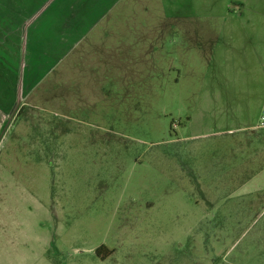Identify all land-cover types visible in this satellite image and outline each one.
Wrapping results in <instances>:
<instances>
[{
  "label": "rangeland",
  "instance_id": "1",
  "mask_svg": "<svg viewBox=\"0 0 264 264\" xmlns=\"http://www.w3.org/2000/svg\"><path fill=\"white\" fill-rule=\"evenodd\" d=\"M250 1L237 23L264 47V0ZM112 7L107 41L83 40L4 120L0 264H264V129L174 141L246 108L206 88L227 18Z\"/></svg>",
  "mask_w": 264,
  "mask_h": 264
},
{
  "label": "crops",
  "instance_id": "2",
  "mask_svg": "<svg viewBox=\"0 0 264 264\" xmlns=\"http://www.w3.org/2000/svg\"><path fill=\"white\" fill-rule=\"evenodd\" d=\"M117 1L0 0V130L7 114L19 102L27 105L49 73L59 67L67 54L79 48L83 40L88 37L92 48L107 41L108 29L99 23ZM230 1L223 0L217 11L207 0H161L163 17L174 18L175 22L211 15L227 18V27L221 26L220 34L210 46L206 88L216 89L217 95L227 98L240 97V94L249 97L242 113L235 115L232 108L229 110L232 114L225 115V107L219 105L217 112L221 115H216V120L209 123V129L206 128L208 122L204 126L201 122L193 133L174 141L183 142L212 133L262 130L256 127V122L264 110V47L247 43L248 33L246 35L237 23L246 16L242 10L251 1L233 0L236 6L229 9ZM170 27L177 32L175 25ZM240 50L248 54V60L240 58ZM223 101L228 106L229 102Z\"/></svg>",
  "mask_w": 264,
  "mask_h": 264
},
{
  "label": "built area",
  "instance_id": "3",
  "mask_svg": "<svg viewBox=\"0 0 264 264\" xmlns=\"http://www.w3.org/2000/svg\"><path fill=\"white\" fill-rule=\"evenodd\" d=\"M256 127L260 129L264 128V110H262L258 116Z\"/></svg>",
  "mask_w": 264,
  "mask_h": 264
},
{
  "label": "trees",
  "instance_id": "4",
  "mask_svg": "<svg viewBox=\"0 0 264 264\" xmlns=\"http://www.w3.org/2000/svg\"><path fill=\"white\" fill-rule=\"evenodd\" d=\"M104 249H106L105 246L101 245V246H99V247L96 249V253L99 254L100 251H105ZM107 253H108V252L104 253V255L102 256V258H104L106 255H108Z\"/></svg>",
  "mask_w": 264,
  "mask_h": 264
}]
</instances>
